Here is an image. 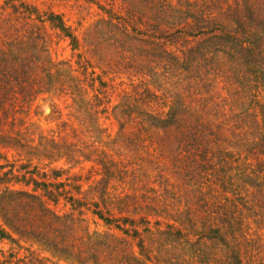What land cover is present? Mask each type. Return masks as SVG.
Returning a JSON list of instances; mask_svg holds the SVG:
<instances>
[{"label": "trees", "instance_id": "obj_1", "mask_svg": "<svg viewBox=\"0 0 264 264\" xmlns=\"http://www.w3.org/2000/svg\"><path fill=\"white\" fill-rule=\"evenodd\" d=\"M120 2L123 14L100 5L105 16L81 31L67 24L60 13L39 11L22 0H3L7 15H0V157L4 161L0 163V196L4 192L18 195L13 200L19 203L20 216L14 224L0 214V240L10 244L8 252L1 251L0 264H47L21 243V236L25 229H33L25 224L35 223L39 213L58 217L49 204L60 201L71 210L62 215L70 219V229L117 230L121 240L131 245L120 250L130 264H264V0ZM21 20L22 30L16 27ZM32 21L66 38L70 57L55 59L44 33L40 56L16 51L32 35L27 30ZM99 28H109L110 36L104 39L112 42L119 57L147 58L153 68L160 69L158 80L170 75L186 87L170 97L141 71L145 78L132 90H122V99L110 106L105 81L90 70L92 51L101 42L94 37ZM89 39L94 45L87 49ZM215 53L231 57L237 65V71L229 70L236 83L244 82L249 73L257 84L249 92L251 111L246 118L241 113L236 119L228 113L220 118L221 112L212 109L201 91L210 87L222 66ZM97 57L102 69L107 56ZM201 68L213 74L200 75ZM241 84L235 88L246 93ZM58 93L69 98L64 108L78 126L71 125L73 135L68 138L66 123L60 121L65 127L59 133L40 130V142H34L33 129L22 134L20 124L29 123L31 108L44 99L40 96ZM54 101L46 119L62 114ZM111 116L121 135L137 138L142 149L161 146L174 154L176 165L161 172L165 184L153 196L141 199L108 186L119 171L127 170L126 166L111 168L109 159L98 156L101 150L95 138L103 137L107 131L103 121ZM36 151L41 160L63 158L75 165L96 162L101 177L90 183L92 193L85 191L82 186L88 176L61 166L45 169L40 155L32 157ZM26 202L30 207L24 210L31 208L34 214L23 218ZM114 236L110 233L103 245L118 262Z\"/></svg>", "mask_w": 264, "mask_h": 264}, {"label": "rangeland", "instance_id": "obj_2", "mask_svg": "<svg viewBox=\"0 0 264 264\" xmlns=\"http://www.w3.org/2000/svg\"><path fill=\"white\" fill-rule=\"evenodd\" d=\"M22 1H25L32 7H36L39 11L51 10L60 13L67 24L73 28L77 27L81 31L83 27L92 23L95 19L105 16L103 13L105 10L100 9L101 6H109V9L112 12L116 11L117 14L124 13V8L121 6L120 0ZM2 4L3 0H0V15L4 16L7 15V11L1 6ZM79 23L80 25H78ZM31 25L32 26L28 27L27 30H30V34L32 35L25 38L27 43L21 48H17L16 51H25L26 56L28 57L36 54L40 56V50L42 49L44 42L41 33H44L51 41L50 43L47 42V45L50 47V54L54 56L55 59L58 60L70 57L71 49L66 38L48 26H46L45 29L40 28L39 22L32 21ZM16 27L22 30L24 27L23 20L17 22ZM108 29L106 31L100 29V31L94 33V37H100L101 42L97 46H94L92 51L93 66L90 67V70L94 71L95 74H98L101 79L105 81L104 89H106L112 97L110 106H113L114 103H117V101L122 99L120 96L122 90H132V86L138 84L139 79L145 78L141 71L145 72L144 74L147 79L156 81L155 84L159 85L161 91L165 92L166 95H170L172 92L186 87V85L182 83L176 84L171 80L172 77H170V75H162L164 77L158 80L161 71L158 68H153V61L148 62L147 58H134L135 60L132 61L131 59L128 60V58L119 57L118 53L112 49V42L104 39L110 36ZM80 30H77L76 32L80 33ZM36 35L37 37H35ZM91 40L93 39L87 40L90 44L87 46V49L88 47H92L91 44L94 45ZM95 40L96 39H94V41ZM93 52L97 53V55ZM98 55H101L102 57L107 56L106 64L104 62L102 69L100 68L97 57ZM213 57L217 58V61H220L222 66L219 72H215L216 77L210 87L208 89L204 88L201 91H205L206 99L211 102L212 109L221 112L220 118H225L227 113V116L231 119H236L237 113H241L239 115L246 118L248 112L251 111L249 92H251L257 84L255 86L251 82L249 73H246L247 77L244 79V82L240 81V83H236L231 77L233 74L229 71L232 68L237 71V65L232 61L231 57L223 55L222 53H215L213 54ZM97 65H99V68ZM205 68H201L200 75H206L207 72V77H210L213 73L211 70L206 71ZM241 83H243L246 93L242 92L241 89L240 92H238L237 88H235L236 86H242ZM95 85L99 87L98 80L95 81ZM46 96L47 95H42L40 97H44V99L41 98L36 100V104H34L30 111L31 118L29 123H27V121L21 122L20 130L22 131V134H25L29 129H33L35 133L34 142H40V140H38L40 130H42L43 133H46L49 132L50 129H53L55 133H59V131L65 127L61 125L60 121H64L66 123L68 138H70L71 135H73V131L70 128L71 125L78 126V124L68 116L67 109L64 108V105L69 102V98L67 99L66 96H62L60 93L53 97L52 95L48 97ZM170 97L172 96L170 95ZM54 99V102H56L58 107L62 109V114L58 118L51 115V118L46 119L45 116L50 112L51 101ZM168 99L171 101V98ZM222 112H225L226 114ZM110 118V120L103 121V126H107V131L103 137L95 138L100 144L99 149L101 151L98 156H103L109 159L111 163L108 164L111 168H114L115 166L118 168H125L126 166L127 170H122L123 172L119 171L117 175L113 177V180L108 181V186H113L118 190L122 188L124 191H128L130 194L141 199L153 196L155 194L154 192L157 189H162L165 184L163 181L164 175L161 172H169L174 169L176 165V163L172 161L174 154L165 151L161 146H151L152 148H149L148 150L142 149L138 144L139 142L136 141L137 138L129 135H121V131H118L117 124L115 121H112V116ZM231 119H229V121H231ZM107 133L109 135H107ZM0 151H3V149L0 148ZM7 154L9 156L11 152L9 151ZM38 155H40V166L46 163L44 166L45 169L61 166L62 168L69 169L70 172L78 171L82 173V176H88V182L84 183L82 187L85 191H88L89 189L90 193H92V184L90 185V183H95L92 181L101 177L102 169L96 164V162L84 161L81 164L75 165L70 161H65L63 158L60 160H41L42 157L38 151H36L35 156L32 157H37ZM98 156H95V158ZM2 162L4 161L0 157V163ZM11 188L26 189L29 187L13 184V186L11 185ZM15 197L20 198L18 195H9L8 192H4V194L0 196V214L9 217L11 223L17 224L20 216V206L18 202L13 200ZM49 205L52 208L51 211L59 216L56 217L49 212L45 213V216H41V213H39L40 218L35 219V223L25 224L27 227L33 229H25L27 232L23 235L24 237L21 236V243L30 246L31 249L40 254V257H43L47 264H99L100 261L101 264H130L129 262H126L128 261V258H125V255H123L120 250L125 251L128 246L131 247V245L121 240L120 234L117 230L106 228L70 229V219L62 217V215L71 211L68 205L64 203V201H60L56 205ZM27 206L30 207L29 202L22 205L23 218H28L26 215L34 214V211L31 208H29V210H24V207ZM3 207L4 209L2 210ZM87 233L89 237H87ZM110 233L114 234V237L117 239L114 244L120 255L118 262L116 257H112L113 254L111 251L103 245H106V241L108 242ZM13 235L18 237L14 232ZM47 237L48 241L45 240ZM9 248L10 244L6 240H0V253L1 251L5 253L8 252ZM75 249H77V251H75ZM81 250L82 252L79 253Z\"/></svg>", "mask_w": 264, "mask_h": 264}]
</instances>
